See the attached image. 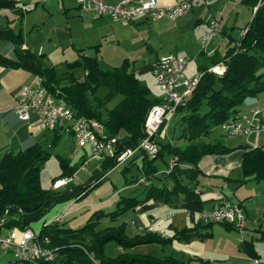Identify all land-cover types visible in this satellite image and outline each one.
<instances>
[{
  "label": "trees",
  "instance_id": "trees-1",
  "mask_svg": "<svg viewBox=\"0 0 264 264\" xmlns=\"http://www.w3.org/2000/svg\"><path fill=\"white\" fill-rule=\"evenodd\" d=\"M254 9L252 20L243 29L239 40L229 39V46L223 54L214 52L206 57V63L199 66L200 76L191 96L177 107L182 111L180 117L185 127L179 138L186 140L185 146L166 142L159 145L158 153L153 158L141 155L145 178L154 176L157 168L154 160L164 153L177 157V164L166 174L172 180L170 188L156 185L144 186V196L123 197L117 199L112 211L95 210L84 225L77 229L65 228L64 222L43 221L48 210L58 203L78 198L104 178L105 173L117 165L115 157L102 158L100 171L95 170L91 181L86 185H71L64 189L44 188L41 185V169L50 157L49 151L35 143L18 152H6L0 158V233L2 230L15 229L19 232L32 228V224L43 221L35 231L37 239L44 246L55 249L52 260L36 259L18 261V264H216L200 257L179 260L173 256L157 258L138 255L132 248L138 244H169L172 239L190 241L203 239L211 235L214 223L197 220L190 228L173 230L172 235L161 236L156 232L141 231V234L128 235L124 224L105 225V219L115 221L125 210L145 212L158 204L170 208L185 210L195 221V212L204 208V201L196 191L197 177L200 173L198 164L206 155L227 154L234 148L215 142H206V137L213 126L234 118L239 113V106L246 97L264 91V0H243ZM12 0H0V9L12 8ZM0 36L13 44L15 58L0 55V65L7 68H22L38 75L41 85L47 93L70 106L77 117H86L100 121L109 136L124 135L121 146L133 148L144 137L143 125L148 110L161 102L153 97L148 86L130 70V63L124 60L121 65L101 68L95 56L82 55L80 60L68 63V68L80 66L84 70L82 77L67 71L58 76L54 66L48 64L43 54H35L22 48V39L9 29H0ZM222 63V74H215L209 68ZM100 87L107 89L103 97H97ZM122 99L112 108L106 104L116 95ZM106 110L105 116L102 110ZM166 121L160 127L163 128ZM128 139L127 141H125ZM54 142L51 146H54ZM241 171L244 181H264V145L255 147L244 145ZM60 173L52 178L72 176L77 168L66 158L57 155ZM138 181V180H136ZM241 205V204H240ZM203 224V225H202ZM225 228H234L231 224L220 223ZM198 225L206 228L200 232ZM264 238V231L260 233ZM48 242H44V238ZM114 240L121 248L119 254L112 257L104 252L107 241ZM249 242L243 250L252 258L257 254Z\"/></svg>",
  "mask_w": 264,
  "mask_h": 264
},
{
  "label": "crops",
  "instance_id": "crops-1",
  "mask_svg": "<svg viewBox=\"0 0 264 264\" xmlns=\"http://www.w3.org/2000/svg\"><path fill=\"white\" fill-rule=\"evenodd\" d=\"M12 1L14 2V7L0 9V29H9L14 34H19L22 39V48L35 54H43L45 60L51 54H56L60 58L65 59L67 66L65 72L70 71L74 75H76L75 68H80V66L69 69L68 63L80 60L81 54L95 56L99 62H104L107 67L118 66L124 60H128L130 70L144 83L154 80L151 65L156 59L166 54L174 53L189 60L185 69L187 78L199 75V66L206 63L207 56H210L215 51L223 54L229 46V39L237 41L241 38L243 29L252 20L254 13V9L243 0H209L207 5L197 6L185 15L175 19L163 16L151 20L145 14L136 17L128 24H123L112 21L106 15L96 16L92 12H83L73 0ZM104 1L107 4H115L118 0ZM179 1L182 0H159V3L162 5H173ZM249 8L251 12L248 11ZM226 12L229 16L242 12L245 16L251 18L241 29V34L238 38H234L231 35V29H228L226 25L219 31L218 28H215L216 34H213L212 37L218 39L217 34L219 32L226 38L227 45L224 46L223 41L218 45L209 41L206 48L202 50L200 39L209 30V21L218 17L217 27H219L220 20H222ZM221 45L225 47L222 51L219 50ZM0 55L15 58L13 44L1 36ZM194 66L198 71L197 75L195 74ZM32 77L33 74L31 72L22 68H7L0 65V158L6 152L15 153L35 143L40 144L44 148V144L51 146L54 142L55 146L57 141L66 134L60 127L51 130L40 129L38 127V113L31 114L28 121L19 120L14 113V106L16 105L20 88L30 83ZM147 86L153 97L163 98V93L157 95L149 84ZM242 104L245 110H257L259 117L264 120V99H255V102L252 100ZM177 112H180L181 116L183 115L182 111ZM238 114L247 113L239 112ZM166 125L164 124L163 128L160 129L156 139L159 137L165 139L167 137ZM261 133H264V131L250 136L242 133L228 134L231 137H240H234V139L225 137L223 140L219 139L220 135L218 134L216 142L234 149L227 154L206 155L200 160L198 164L200 173L197 177L196 191L199 192L201 199L204 201V207H211L221 197L229 199L232 202L241 204L245 212L246 224L242 230L225 228L222 225L226 234H221L220 242L216 243L212 241L214 236L213 224L211 235L203 239L194 238L188 241L190 258L200 257L216 264H225L227 261L230 264L232 259H234V262L231 261V264H264V238H261L262 235L260 234L261 231H264V181L248 180L244 181V183L239 182L243 178L240 169L245 152L243 146L264 145V136L261 137ZM70 135L73 136L72 134ZM184 141L186 142L185 139ZM168 142L172 143V139L169 138ZM79 147L83 149L80 157L81 161H84L87 159L88 148ZM88 151L90 152L89 149ZM141 157L139 153H135L129 159V164L136 163ZM63 158L70 161L67 156ZM70 164H72L71 161ZM166 167H168V162ZM161 174L164 175L162 179L158 177L159 172L156 171L154 175L155 184L153 185L170 188L172 180L170 179L171 183H168L165 171ZM73 175L69 176L71 178L69 182L72 185L75 184L71 182L74 181ZM157 181L159 182L157 183ZM53 183L52 188H54ZM150 183L151 181L148 180V184ZM61 187H58V189ZM72 203L73 199L54 205L44 215L43 221L50 223L55 216L61 214L63 217L59 222H64L67 216L78 209V206H74ZM150 210L151 212H159L161 215L168 214L169 217L154 223L153 219L160 216L155 217V215L149 214L148 211ZM150 210L145 212L133 211L134 214L131 217L130 226L135 230H139L135 225L152 223L155 228H160L167 235L169 232L160 225L163 222L167 223L170 231L193 227L198 220L196 212L194 214L195 221H193L185 210H174L165 204H158ZM42 222H40V227ZM198 228L200 232L206 230L205 227L200 225H198ZM10 231L14 232L16 236L19 235V231L15 229L2 230L0 237L5 236ZM249 242L252 244L251 248L257 254L255 258L248 256L243 250L242 246ZM134 250L135 253H140L139 247H134ZM255 261H258V263H255ZM15 264L18 263L15 262Z\"/></svg>",
  "mask_w": 264,
  "mask_h": 264
},
{
  "label": "built area",
  "instance_id": "built-area-1",
  "mask_svg": "<svg viewBox=\"0 0 264 264\" xmlns=\"http://www.w3.org/2000/svg\"><path fill=\"white\" fill-rule=\"evenodd\" d=\"M83 12H92L96 16H107L112 21L128 24L140 15H147L151 20L166 16L170 19L183 16L193 8L207 5L209 0H182L173 5H162L159 0H118L115 4H107L104 0H73ZM217 22L211 20L208 32L200 39L202 50L208 45L209 39L215 32ZM244 33V31H243ZM189 60L173 54H166L156 59L151 65V71L156 84L163 93L161 102L154 104L147 112L144 120V137L137 146L130 148L121 146L124 135L109 136L105 133L100 121L86 117H77L73 109L64 102L57 100L47 93L41 85L38 75H33L31 82L23 85L18 93L14 113L21 121H28L31 114L38 113V127L42 130L60 127L64 132L74 136L77 144L86 147L91 153L101 158L115 157L117 164L129 160L135 153L145 155L148 158L156 156L159 145L156 135L164 121H167L177 107L188 99L195 89L199 75L193 78L185 76V69ZM224 65L219 63L210 68L215 74L224 72ZM257 110H251L248 114H238L222 122L219 127L227 134L238 133L246 136L257 135L264 131V120L259 117ZM255 147V146H254ZM177 164V157H171L167 174ZM71 178L57 179L53 183L54 188L67 184ZM143 185H148V180L141 177L138 180ZM59 214L54 221H61ZM169 215H162L153 219L159 222ZM196 217L202 222L228 223L234 228L242 230L246 224V216L243 207L224 197L219 198L211 207L202 208L196 212ZM133 224V222H132ZM139 230L156 232L163 235L160 228H155L152 223L135 225ZM44 238V242H48ZM0 248L3 251H11L15 260L32 261L36 259L52 260L55 258V249L44 246L37 239V234L27 228L19 235L12 231L0 237ZM258 263V261H255Z\"/></svg>",
  "mask_w": 264,
  "mask_h": 264
},
{
  "label": "rangeland",
  "instance_id": "rangeland-1",
  "mask_svg": "<svg viewBox=\"0 0 264 264\" xmlns=\"http://www.w3.org/2000/svg\"><path fill=\"white\" fill-rule=\"evenodd\" d=\"M245 7V6H243ZM248 11L251 12V9L249 8ZM251 17L245 16L244 13L240 12L237 15H231L229 16L226 12L224 14L222 20H220V25H218V17L215 20L217 22L216 29L218 28V31L223 27L227 26L228 29H231V35L234 38H238L241 34V29L245 25V23L250 20ZM211 21V20H210ZM209 21V23H210ZM208 32V31H207ZM216 34V32L214 33ZM205 35V34H204ZM218 39L216 37H211L209 41L214 44H221L223 41L224 46L227 45V40L224 38L219 32L217 34ZM216 41H218L216 43ZM225 47H220L219 50H224ZM46 62L48 64H53L55 72L58 76L62 75L66 70V62L65 59L60 58L56 54H51L50 57H46ZM100 67L101 68H107V65H105L104 62L100 61ZM194 65V64H192ZM215 66V65H214ZM192 67V66H191ZM213 67V66H212ZM190 68V67H189ZM195 68V66L193 67ZM211 68V67H210ZM209 68V71H211ZM195 74H198L197 69H194ZM261 73H264V68H261ZM75 74L77 76L82 77L83 70L82 68H75ZM141 81V80H140ZM144 85L150 86V88H153L154 92L157 95H161V91L159 90V86L156 84L154 80L147 81L148 83H144V81H141ZM107 89L105 87H100L96 91L97 97H103L106 93ZM122 99L121 95H116L114 98H112L110 101L107 102L106 108L110 109L112 106H114L117 102H119ZM245 99L246 101H242L243 103H247V101H254L255 99H264V91H261L255 95L248 96ZM251 99V100H248ZM239 112H246L247 114L253 110V109H244V105L239 106ZM103 115L105 116L106 110H102ZM181 113L177 112L176 114H173L167 121L166 129H167V137L165 139H161L160 137L156 139L158 142L166 143L168 142V139H172V144H177V146H185L186 142L184 139H180L179 136L182 135L183 129L185 127L184 122L181 120ZM63 135V138L59 139L57 141V144L55 146H49L47 144H44V148L49 151L50 157L45 161L43 164V167L41 169V185L44 188H52V178L59 174L60 168L58 164L57 155L68 157L70 158V161L72 164H74L77 168L76 172L73 175V179L75 185H86L91 181L92 176L94 175V171L98 170L100 171L101 164L103 162L102 158L96 154H93L88 151L86 158L84 161H81L80 154L83 152V149L80 148L73 136L70 134ZM220 135L219 139L223 140L225 137H229V139H234V137H240V136H230L226 132H224L219 126H213L211 128L210 133L203 137V141L206 142H216V136ZM241 134V133H240ZM264 136V133H261V137ZM170 161V155L167 153H164L163 157H158L154 160V165L157 168V172H159L158 177L161 179L164 178V175L161 174L162 172L167 170L166 164ZM143 162L142 160H137L136 163L129 164V160L122 164H117L115 167H113L106 177L103 178L99 184L89 187L86 191V193L81 194L78 196V198H73V205L78 206V209L71 215L67 216L64 221V227L65 228H71V229H77L84 225L86 220L91 216V214L98 209H103L104 211H113L116 207L117 199H119L120 196L126 197H138V199L144 195V186L143 184L139 183L136 180H139L141 177H144V169L142 168ZM166 168V169H165ZM165 169V170H164ZM157 177V176H156ZM157 177V178H158ZM70 178V177H67ZM155 177L151 176L149 180L151 181V184H155ZM166 180L168 183H171V180L169 177H166ZM159 181H157L158 183ZM70 183V182H68ZM67 183V184H68ZM156 183V184H157ZM66 187L63 186L60 189H64ZM77 199V200H76ZM76 200V201H75ZM53 209V208H52ZM149 214H153L156 216H162L159 212H151L148 211ZM132 210H125L121 214L117 216V219L115 221H110L109 219H105L101 223V227L105 225H122L124 224L126 233L128 235H135V234H141V231L135 230L131 225V220L133 216ZM46 215V214H45ZM56 217V216H55ZM54 221V220H53ZM52 221V222H53ZM41 221L34 222L32 224V228L37 231L39 229ZM164 227V229L169 232L167 235H172L173 230L169 231V228L167 226V223H161ZM223 226L221 224L214 223L213 225V239L212 241L214 243L220 242V235L226 234L225 230H223ZM163 232V231H162ZM166 236V234L163 232V235ZM139 247L140 253H135L134 247ZM132 248V251L135 254L138 255H147V256H155L157 258H161L164 256H173L179 260L188 261L189 260V253H188V241L184 240H178V239H172V241L167 245H161L158 243H148V244H138ZM104 252L107 256H114L119 254L121 252V248L117 245V243L114 240H109L104 245ZM138 252V251H136ZM231 261L234 262V259ZM230 261V264H231ZM15 258L13 257V254L11 251H3L0 250V264H15ZM229 261L225 262V264H228ZM223 264V263H219Z\"/></svg>",
  "mask_w": 264,
  "mask_h": 264
},
{
  "label": "water",
  "instance_id": "water-1",
  "mask_svg": "<svg viewBox=\"0 0 264 264\" xmlns=\"http://www.w3.org/2000/svg\"><path fill=\"white\" fill-rule=\"evenodd\" d=\"M128 139H126L125 141H127ZM72 185V183H68V186H71Z\"/></svg>",
  "mask_w": 264,
  "mask_h": 264
},
{
  "label": "bare ground",
  "instance_id": "bare-ground-1",
  "mask_svg": "<svg viewBox=\"0 0 264 264\" xmlns=\"http://www.w3.org/2000/svg\"><path fill=\"white\" fill-rule=\"evenodd\" d=\"M157 136V135H156Z\"/></svg>",
  "mask_w": 264,
  "mask_h": 264
}]
</instances>
